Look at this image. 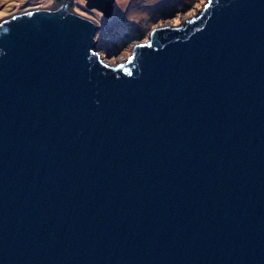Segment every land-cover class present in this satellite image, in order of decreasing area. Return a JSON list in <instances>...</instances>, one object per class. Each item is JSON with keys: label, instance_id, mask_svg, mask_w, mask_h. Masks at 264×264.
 Instances as JSON below:
<instances>
[{"label": "water", "instance_id": "obj_1", "mask_svg": "<svg viewBox=\"0 0 264 264\" xmlns=\"http://www.w3.org/2000/svg\"><path fill=\"white\" fill-rule=\"evenodd\" d=\"M48 7L0 22V264H264V0L114 66Z\"/></svg>", "mask_w": 264, "mask_h": 264}, {"label": "rangeland", "instance_id": "obj_2", "mask_svg": "<svg viewBox=\"0 0 264 264\" xmlns=\"http://www.w3.org/2000/svg\"><path fill=\"white\" fill-rule=\"evenodd\" d=\"M55 0H0V22L26 7H47ZM208 0H113L112 11L92 9L86 0H70L72 8L99 23L94 50L114 66L134 45L145 43L155 28L181 25L200 12ZM121 60V61H120Z\"/></svg>", "mask_w": 264, "mask_h": 264}, {"label": "bare ground", "instance_id": "obj_3", "mask_svg": "<svg viewBox=\"0 0 264 264\" xmlns=\"http://www.w3.org/2000/svg\"><path fill=\"white\" fill-rule=\"evenodd\" d=\"M48 8H57V9H62V10H71V11H74L72 9L71 4H70V0H58L53 6H49ZM33 9H38V8L26 7V8H23L21 10L15 11L12 15L17 14V13H20V12H23V11L33 10Z\"/></svg>", "mask_w": 264, "mask_h": 264}, {"label": "flooded vegetation", "instance_id": "obj_4", "mask_svg": "<svg viewBox=\"0 0 264 264\" xmlns=\"http://www.w3.org/2000/svg\"><path fill=\"white\" fill-rule=\"evenodd\" d=\"M85 4L87 5V0H86V3H85ZM87 6H88V5H87ZM88 7L92 8V9H93V8H94V9H98V10L100 9V8H98L97 6H88Z\"/></svg>", "mask_w": 264, "mask_h": 264}]
</instances>
